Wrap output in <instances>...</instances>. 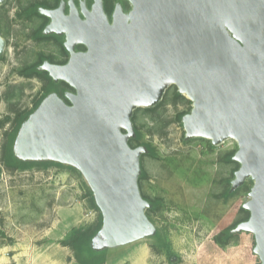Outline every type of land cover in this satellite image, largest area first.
<instances>
[{
  "label": "water",
  "instance_id": "obj_1",
  "mask_svg": "<svg viewBox=\"0 0 264 264\" xmlns=\"http://www.w3.org/2000/svg\"><path fill=\"white\" fill-rule=\"evenodd\" d=\"M5 0H0V5ZM115 2L111 16L103 0L80 12L68 0L55 9L44 34L65 35L64 64L40 66L53 82L73 91L63 99L45 95L20 124L12 144L24 162L54 161L84 178L102 216L91 238L94 250L119 248L157 229L146 214L151 203L138 179L144 145L135 137L132 115L153 107L174 84L191 100L181 117L184 139L206 138L212 145L234 139L239 163L229 192L250 178L242 207L246 220L231 234L254 236L252 252L264 264V0H128ZM83 44L85 50H75ZM6 42L0 35V56Z\"/></svg>",
  "mask_w": 264,
  "mask_h": 264
},
{
  "label": "rangeland",
  "instance_id": "obj_2",
  "mask_svg": "<svg viewBox=\"0 0 264 264\" xmlns=\"http://www.w3.org/2000/svg\"><path fill=\"white\" fill-rule=\"evenodd\" d=\"M39 1L54 3L5 0L0 6V35L6 41L0 56V154L14 112L31 108L44 85V75V80L26 78L19 71L43 55L63 59L56 41L33 36L45 21L27 15V9ZM117 1L124 10L130 8L128 0H104L109 8ZM176 92L172 84L159 106L133 112L140 138L132 146L148 143L153 149L140 157L145 175L138 184L154 205L148 216L158 234L108 249L102 264H255L252 233L221 240L249 215L242 204L249 199L252 179L229 192L239 168L233 159L237 143L185 140L178 115L189 112L191 100ZM86 186L79 171L70 167L34 164L12 170L0 158V264H50L66 251L60 241L70 229L97 218L98 212L88 206Z\"/></svg>",
  "mask_w": 264,
  "mask_h": 264
},
{
  "label": "trees",
  "instance_id": "obj_3",
  "mask_svg": "<svg viewBox=\"0 0 264 264\" xmlns=\"http://www.w3.org/2000/svg\"><path fill=\"white\" fill-rule=\"evenodd\" d=\"M123 7H124V5H123ZM105 8L108 11V13L113 9V7L109 8L106 5H105ZM38 33H40L39 30H38ZM19 72H20V74H22V75L24 74L25 76H31V75L36 74L37 76L41 77L42 79H43V75H44L45 80L43 79L44 85H43L41 94H40V96H38L34 100L32 107L29 109L25 108V109L17 110L14 112L12 130L9 132L8 140H7L6 144L3 145L2 152L0 154V158H1L2 163L8 169H12V170L17 169V168L25 169L31 165H34V164H55L58 166H66V167L73 168L72 166L65 165V164L58 163V162H54V161L24 162V161L17 159L14 156L13 151H12V144H13L14 138L16 136V133L18 131V128H19L20 124L27 118V116L30 114V112H32L38 106V104L40 103L42 98L45 95H47L49 92L56 91L63 99H65V101H67V99L64 97V90L65 89H71V90H67V91H73V88L71 86H69L64 81H59L57 83L53 82V80L47 74L46 71H39L36 69V64L25 66ZM176 96H182V94H180L179 92H176ZM159 104L160 103H157L153 107H146V109L152 110L155 107L159 106ZM185 113L186 112H181L178 115V118L180 121H181L182 115ZM133 120H134V114L132 115V121ZM133 127L135 130V137L129 141V144L131 146H132V144H131L132 141H134V140L136 141L140 138V133H139L138 129L136 128V126L134 125V122H133ZM143 145L146 147V149L151 154L153 153V149L151 148V146L148 143H145ZM73 169H75V168H73ZM141 171L142 172L139 176V179L145 175L144 170H141ZM139 179H138V182H139ZM86 189H87L86 196H87L88 206L90 208L95 209L98 212L97 218L93 224L71 228L70 231L66 234V236L60 241V244L63 246H67V247L72 249L74 258L78 262V264H102L105 261L104 260L105 259V253L107 252V250L97 251V250H94L90 245L91 238L98 231V229L100 228V226L102 224V216H101V213L99 211V208L95 204V201H94V198H93V195H92L90 188L88 186H86ZM143 197L148 200V198H146L144 195H143ZM149 202L151 203V207H149L146 210L147 216H148V212L151 211L154 207L153 203L150 200H149ZM157 234L158 233H156V235ZM230 235H232V234L230 233V229H229L225 232V234L223 235L221 240L222 241L226 240ZM256 264H258V263H256Z\"/></svg>",
  "mask_w": 264,
  "mask_h": 264
},
{
  "label": "flooded vegetation",
  "instance_id": "obj_4",
  "mask_svg": "<svg viewBox=\"0 0 264 264\" xmlns=\"http://www.w3.org/2000/svg\"><path fill=\"white\" fill-rule=\"evenodd\" d=\"M62 1L64 2V10H63V13L66 15L69 12L68 0H54V3L53 4L46 3L45 1H39V2L33 3L31 5V7L29 9H27V15H29V16L30 15H38V16L43 17L44 18V21H45L41 25L42 27L41 26H40L41 28L39 27L40 29L37 28L36 30H34V33H33L34 35L33 36L35 38H40V39L41 38H44V39H47V38L48 39H53L54 41L57 42V44L59 46V51L63 55V59L62 60H54L53 57L50 56V55H43V56H41V58L39 57V59L36 62H33L32 63V64H36V69L39 70V71H45V70H41L40 69V66L42 65V63L44 61H48L50 63H55V64H64L67 61L68 56H69V53H68V51L66 50V48H65V46L63 44L64 43V40H65V35L64 34L63 35H57L55 33H51V34H44L43 33V29L50 22V18L40 12V9L41 8H45V9H55V8H57L59 6L60 2H62ZM81 1H85V4H86L87 8H90L91 3H92V0H73L74 5L76 6V8L79 11L80 17L81 18H84L83 14L80 12V2ZM103 4H104V10H105V12L110 17L111 16V13H112V10L108 13V11L105 8V2H104V0H103ZM125 11H127V10H125ZM38 30L40 31V33H38ZM75 50H77V51L85 50V46L83 44H78V45H76ZM32 64H30V65H32ZM22 76H24L26 78L39 77L36 74L31 75V76H25L23 74ZM67 90H71V89H65L64 92L67 91Z\"/></svg>",
  "mask_w": 264,
  "mask_h": 264
},
{
  "label": "crops",
  "instance_id": "obj_5",
  "mask_svg": "<svg viewBox=\"0 0 264 264\" xmlns=\"http://www.w3.org/2000/svg\"><path fill=\"white\" fill-rule=\"evenodd\" d=\"M62 248H64V250L61 253V255L57 256L56 259L51 260L50 258V264H78L72 253H70L68 250L69 247L67 246H63ZM258 263V260L255 262V264Z\"/></svg>",
  "mask_w": 264,
  "mask_h": 264
}]
</instances>
